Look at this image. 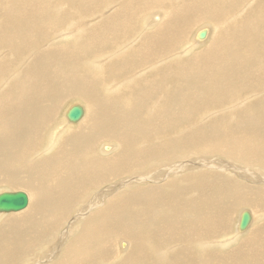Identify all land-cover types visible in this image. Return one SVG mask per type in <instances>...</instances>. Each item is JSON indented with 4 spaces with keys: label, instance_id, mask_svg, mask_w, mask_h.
Wrapping results in <instances>:
<instances>
[{
    "label": "bare ground",
    "instance_id": "6f19581e",
    "mask_svg": "<svg viewBox=\"0 0 264 264\" xmlns=\"http://www.w3.org/2000/svg\"><path fill=\"white\" fill-rule=\"evenodd\" d=\"M0 183V264H264V0H0Z\"/></svg>",
    "mask_w": 264,
    "mask_h": 264
},
{
    "label": "water",
    "instance_id": "95a60500",
    "mask_svg": "<svg viewBox=\"0 0 264 264\" xmlns=\"http://www.w3.org/2000/svg\"><path fill=\"white\" fill-rule=\"evenodd\" d=\"M206 36V31L200 33V38ZM85 113L82 104H73L66 112V117L71 122L79 121ZM29 202L28 194L25 191H2L0 192V212L10 213L24 209ZM251 213L244 210L239 221V229L245 230L251 222Z\"/></svg>",
    "mask_w": 264,
    "mask_h": 264
},
{
    "label": "rangeland",
    "instance_id": "374dc122",
    "mask_svg": "<svg viewBox=\"0 0 264 264\" xmlns=\"http://www.w3.org/2000/svg\"><path fill=\"white\" fill-rule=\"evenodd\" d=\"M176 2H178V3H181L183 0H175ZM161 4H164V5H162V6H160V4H158V7H168L169 6V4L171 5V3H169V2H162ZM157 7V8H158ZM150 11V9H148V8H146L145 9V11L144 12H146V13H148ZM153 11H155V9L153 10ZM91 23V22H90ZM203 24V23H202ZM199 26V25H198ZM196 28V27H195ZM68 43V42H67ZM182 62L184 61V60H181ZM106 94H107V92H106ZM75 98H77L75 95H65V96H62V98H61V104H60V107L62 108V110H64L66 107H68L69 108V106H70V104H71V102L73 103V102H75V101H73ZM67 108V109H68ZM61 112H63V111H61ZM60 118V117H59ZM59 118H54L55 119V121H58L59 120ZM63 118H65V115L63 114ZM106 141V142H105ZM102 142H105V143H108V142H113V140H110V139H103V140H101L100 142H99V145L102 143ZM189 154H187L186 156H185V158H183L182 156H179V157H177L175 160H187V159H191V158H193V157H195V156H193V155H191V156H188ZM147 164H150V161L149 162H146ZM171 164H174V162H171ZM150 165H152V164H150ZM159 181H165V180H159ZM111 183V182H110ZM10 185H4V187L1 185V183H0V189H7V190H13V189H10V187H9ZM18 190H23V191H25L24 190V188H22V189H18ZM28 189H26V191H27ZM129 190H131V189H129ZM128 189H127V191H129ZM13 191H15V190H13ZM25 191V192H26ZM122 192H124L123 190H120L119 192H117L116 194H119V193H122ZM100 192H94L93 193V195H97V194H99ZM112 193H113V195H114V193L115 192H113L112 191ZM115 194V195H116ZM92 195V196H93ZM114 197V196H113ZM89 198V197H88ZM81 199V198H80ZM91 199H92V197H91ZM82 200V199H81ZM80 200V201H81ZM79 201V202H80ZM78 202V203H79ZM67 205H68V207H67V210H68V212H67V215L69 214V218L71 217V219H74V217H75V214H74V212H75V210H76V201L75 202H72V204L71 205H69L68 203H67ZM241 206H243V207H241ZM241 206H239V207H241V208H244V207H247V208H251V207H249V206H246V205H241ZM238 207V208H239ZM237 208V209H238ZM4 214V213H3ZM6 215H10V214H7V213H5ZM68 218V219H69ZM66 226L64 225V226H62L61 228H60V230H59V234H61L62 232H63V229L65 230L66 228H65ZM58 235V234H57ZM59 236V235H58ZM58 236H56V239L53 241V242H56V241H58ZM52 243V242H51ZM50 242H49V244H51ZM43 248V247H42ZM31 252H32V254H33V256H35V255H37V256H39V248L38 247H36L35 249H31ZM28 259L26 258V257H24L23 259H22V261H21V264H25V262L27 261Z\"/></svg>",
    "mask_w": 264,
    "mask_h": 264
},
{
    "label": "crops",
    "instance_id": "0c3cea01",
    "mask_svg": "<svg viewBox=\"0 0 264 264\" xmlns=\"http://www.w3.org/2000/svg\"><path fill=\"white\" fill-rule=\"evenodd\" d=\"M205 24H210V22H204L203 24H200V25L197 26L196 28L198 29V28H200L201 26H203V25H205ZM210 25L213 26L212 24H210ZM213 28H214V27H213ZM197 29H196V30H197ZM196 30H195V31H196ZM195 31H194V33H195ZM201 32H202V30L200 31V33H201ZM194 33H193V35H194ZM200 33H199V35H198L199 38H200ZM195 36H196V35H195Z\"/></svg>",
    "mask_w": 264,
    "mask_h": 264
}]
</instances>
